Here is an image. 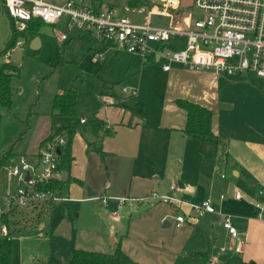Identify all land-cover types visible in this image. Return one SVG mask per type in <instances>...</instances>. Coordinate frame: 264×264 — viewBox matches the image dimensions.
Masks as SVG:
<instances>
[{
  "label": "crops",
  "instance_id": "0c3cea01",
  "mask_svg": "<svg viewBox=\"0 0 264 264\" xmlns=\"http://www.w3.org/2000/svg\"><path fill=\"white\" fill-rule=\"evenodd\" d=\"M43 1L60 4L65 0ZM139 1L140 4L137 7H148L151 4V0ZM102 2L103 0H92L96 8H100L103 5ZM178 2V7L172 12L174 20L181 22V18L187 14L188 6L183 7L179 0ZM125 3L123 7L125 12L139 15L134 12L137 7H131L128 0H125ZM1 7L0 20L4 21V18H7L10 37L12 22L2 4ZM105 8L115 9L114 6L107 4ZM126 8L128 10H125ZM152 16L158 17L151 15L146 17L147 21L151 22ZM158 18L167 19L165 24L169 21L168 17ZM62 20V30L66 33V39L63 41L90 36L75 29V33L69 34V29L73 26H66L67 20L63 18ZM34 37L36 33L25 39V42H30ZM182 38L185 43V38ZM33 46L35 48L31 49L35 51L39 46V40L34 42ZM168 49L171 50L169 46ZM135 56L141 59L138 55ZM152 57L155 61H161L155 55ZM143 61L145 59L140 60V62ZM162 70L169 72L170 84L167 87L164 102L152 108V115L146 109V117L143 116L145 107L136 100L135 94L133 100L124 98V101H122L123 98L113 94L115 97L110 96L109 101L105 102L98 112L92 113L104 122V127L113 129L111 135L103 136L99 133L94 139V143L100 144L105 155L101 157L95 151H86L84 140L77 131L74 132L70 140L72 160L68 176L77 181L65 184L61 194L68 195L71 192L78 196L83 195V198H78L80 200L100 201L102 204L110 203L116 206L119 214L112 211L111 216L115 217L114 223L109 225L105 237L109 238V244L103 239L101 242L110 250H113L117 243L136 264H175L178 259H183L184 264L190 260L203 264L201 260L205 258L208 264H215L217 263L215 256L218 253L213 249L217 240V231H225L231 244L236 245L235 252L242 257L240 261L251 260L260 264L258 256L246 251L252 243L258 240L264 241V138H256L257 135L253 137L254 134L252 135L249 129L245 128L247 116L245 104L249 93L252 92V86L256 85L254 77L213 74L203 69L187 68L178 63H171L168 70L163 68ZM206 79L211 81L208 86L205 85ZM177 100H186L209 109L211 111L210 131L218 140L184 134L182 129L186 114L176 104ZM110 101L114 102L110 104ZM122 103L123 105H119ZM135 103L143 108L141 119L130 116L131 113L127 107H132ZM56 127H60L58 123L54 127L50 126L40 136L36 150L25 156L33 157L39 150L41 142L54 132ZM212 148L215 151L222 150L225 165L228 156L231 160L229 170L231 177L226 179L222 174L219 175L222 181L219 184L218 194L215 193L211 175L213 171L211 169H214L215 165H211L207 173L203 164L206 150L209 149L210 153ZM173 151L191 157L192 164L187 165L185 169L169 166L167 158ZM16 155L22 154L10 152L3 154L0 164ZM209 162V165L212 164V160ZM253 163L259 168V172L250 166ZM8 177L5 185L3 182L0 183V193L4 195L16 187L13 186L11 190L7 183H11ZM58 178H64L63 172H60ZM15 182L17 184L16 179ZM163 183L166 184L165 187ZM238 189H242L244 194H241ZM153 191L192 203L209 200L218 214L204 212L196 215L191 212L190 218L175 225L174 216L178 213H186V206L174 207L146 199L136 200L155 193ZM235 192L239 193V198L233 197ZM221 195L224 196L221 198ZM120 198L125 200L120 201ZM256 203L263 208L261 217L257 216L259 209L255 206ZM36 210L39 208L25 212L31 213ZM219 211L228 213L236 233L234 237H231L222 227V215ZM237 230L241 232V235L244 233V242L238 239V236H241L237 234ZM194 254L197 256L194 257ZM199 257L201 260H198Z\"/></svg>",
  "mask_w": 264,
  "mask_h": 264
},
{
  "label": "rangeland",
  "instance_id": "374dc122",
  "mask_svg": "<svg viewBox=\"0 0 264 264\" xmlns=\"http://www.w3.org/2000/svg\"><path fill=\"white\" fill-rule=\"evenodd\" d=\"M179 1L183 7L188 6L187 11L190 12L191 18L196 19L200 16L191 8V0ZM102 3L100 8H105L106 4L112 5L119 15L127 16L133 21L148 20L145 13L133 15L125 12L123 9L125 0H103ZM6 19L0 20V50L9 39L10 32ZM62 21L61 19L57 24L39 26L36 32L39 46L35 51L30 48V42L26 41L21 46H14L8 58L4 54L0 56V64L9 61L7 63L16 68L13 71L15 75L11 79V105L8 109L0 108V161L3 154L8 152L22 155L34 152L40 136L50 126L54 127L58 123L60 127H63L69 123L67 118L54 116L51 108L53 94L68 87H74L76 93L77 117L73 121L74 125H78L80 118H86L93 112H98L105 102L109 101L110 96L115 97L113 94L123 98L122 101L124 98L127 100L128 97L120 90L121 86L135 88L136 100L145 107L143 115L145 117L146 109L152 115V108L165 100L170 82L169 72L162 70V60L155 61L154 57L146 56L145 61L140 62L141 59L137 56L108 48L91 36L61 42L59 36L64 33ZM166 21L165 18L151 17V22L154 24L165 25ZM66 23L70 24L69 21ZM74 29L71 27L69 34L75 33L76 29ZM166 46L167 49L169 46L171 51L181 49L184 46V39L178 36L173 37ZM254 81L256 85L252 86V92L249 93L245 104L247 109L245 128L255 135L253 137L257 135L256 138L263 139L264 85L259 79L254 78ZM209 84H211L210 79H206L205 85ZM211 160L212 164L209 165ZM230 161L228 156L227 164L223 163L224 154L221 149L215 151L212 148L210 153L209 149L205 152L203 163L205 171L208 173L210 166L215 165V168L211 169L213 170L211 175L216 194L219 192V184L222 181L219 175L222 174L226 179L231 177ZM167 162L169 166L185 169L187 165L192 164V159L188 155L184 156L173 151L168 156ZM250 166L259 172L257 165L253 163ZM7 177L5 172L0 170V183L3 182L5 185ZM8 179L11 182H7L8 186L12 190L17 185L15 178L9 176ZM162 185L166 186L165 183ZM238 190L244 194L242 189ZM1 195L4 194L0 193V200ZM61 196L65 199L55 200L42 206L39 204L40 207L36 208L39 210L15 215L19 222L13 229L15 231L10 234L9 264H45L50 258L68 264L73 249L112 252L108 246L102 244L101 239L109 244V238L105 237L109 225L114 223L115 217H112L111 213L114 211L115 214H119V209L110 203L80 200L78 198H83V195L78 196L71 192ZM219 213L228 214L224 211ZM40 215L43 217L38 221ZM0 223H4L3 220H0ZM10 225L13 226L11 222ZM61 226L66 227L67 232L59 231ZM240 233L237 230V234L241 236H238V239L244 242L245 235ZM216 238L213 251L218 254L215 256L217 258L215 264H238L242 257L235 252L237 247L231 244L225 231H217ZM245 242H247L246 239ZM263 242L258 240L246 248L248 253L258 256L260 264L264 262ZM202 263L208 264V261H202ZM175 264H184L183 259H178ZM187 264H199V261L190 260Z\"/></svg>",
  "mask_w": 264,
  "mask_h": 264
},
{
  "label": "built area",
  "instance_id": "2783aa9c",
  "mask_svg": "<svg viewBox=\"0 0 264 264\" xmlns=\"http://www.w3.org/2000/svg\"><path fill=\"white\" fill-rule=\"evenodd\" d=\"M0 2L11 19L13 30L18 33L33 18L48 24L63 18L70 22L66 26H73L113 49L138 55L143 60L146 56L155 55L163 61L164 70H168L171 63H178L213 73L252 76L264 85V0H191V8L200 16L191 18L187 11L181 22L174 20L172 12L178 7V0H151L148 7L134 9L138 14L145 13L146 17H168L169 21L165 25L133 21L119 15L113 8L94 7L92 0H65L60 4L43 0ZM177 36L185 38L184 47L174 51L167 49L166 43ZM59 39L65 40L66 33H61ZM24 42L25 39L18 37L13 47L21 46ZM12 48L4 51L6 58L10 56ZM120 90L127 96L135 94L134 87L121 86ZM113 102L110 101V104ZM84 120L80 118L79 123ZM65 144L66 133L54 131L41 142L33 157L16 155L0 164V170L17 181L14 190L1 197L0 220L14 210L32 211L39 204L65 199L55 194L51 187L53 180L60 176L58 155ZM233 197L239 198L240 195L235 192ZM145 199L174 207L186 206V213L174 216L175 225L190 218L191 212L196 215L204 212L218 214L209 200L192 203L172 195L156 193L136 200ZM122 200L125 199L120 198ZM255 206L259 209L257 216H263V208L257 203ZM222 227L231 237L236 235L227 214L222 215ZM6 233V225L0 223V236Z\"/></svg>",
  "mask_w": 264,
  "mask_h": 264
},
{
  "label": "trees",
  "instance_id": "16d2710c",
  "mask_svg": "<svg viewBox=\"0 0 264 264\" xmlns=\"http://www.w3.org/2000/svg\"><path fill=\"white\" fill-rule=\"evenodd\" d=\"M131 7H137L140 4L139 0H128ZM44 24L41 20L37 18L31 19L26 28L21 32H15L11 25V35L7 40L3 49L0 50V56L3 55L4 51L8 48H12L14 42L18 37L27 39L28 37L34 35L37 32L39 26ZM10 70H12L10 72ZM16 68L7 62L0 64V108L8 109L11 105V79L15 75ZM128 99L133 100V96L128 97ZM176 104L182 108L186 114L184 128L182 132L191 136H199L202 139H214L218 140L212 132L210 131V120L211 111L195 103H191L186 100H177ZM51 108L53 110V115L67 117L69 123L66 127H56L55 132L66 133V144L64 147L60 148L58 155V170L63 172L64 178H56L52 182V190L57 195H61L62 187L72 181H77L68 176V169L72 156L70 153V140L74 132L82 137L86 144V151H95L101 157L105 155L102 151L100 144L94 143L96 136L101 133L103 136H109L113 133L112 127H104V122L98 119L94 114L85 118L83 123H78L74 125L73 121L77 117L76 113V93L74 87H68L53 96L51 100ZM126 108V107H125ZM130 111V116H136L141 119L143 108L140 104L135 103L132 107H127ZM37 208L34 207L33 210ZM41 211V210H40ZM39 211V212H40ZM39 212L36 214L38 216ZM18 211H11L8 215L1 218L6 225L7 233L6 235L0 236V264H9L10 262V246H11V236L15 230H13L18 224L19 220L15 218ZM45 214V213H44ZM43 215L38 217V221L41 220ZM10 222L13 224L10 225ZM39 223V222H38ZM197 254H194L196 257ZM198 260H201L199 257ZM207 259H202L201 261H206ZM45 264H63L56 261L55 259H48ZM68 264H136L132 261L119 247L116 243L111 253L73 249L71 252L70 260ZM239 264H256L254 261H240Z\"/></svg>",
  "mask_w": 264,
  "mask_h": 264
},
{
  "label": "water",
  "instance_id": "95a60500",
  "mask_svg": "<svg viewBox=\"0 0 264 264\" xmlns=\"http://www.w3.org/2000/svg\"><path fill=\"white\" fill-rule=\"evenodd\" d=\"M38 41V39L36 38V37H34L31 41H30V48H32V49H34L35 47L33 46V43L35 42H37ZM58 152V151H57ZM59 231H61V230H63V231H65V232H67V229H66V227H64V226H61V227H59V229H58Z\"/></svg>",
  "mask_w": 264,
  "mask_h": 264
}]
</instances>
